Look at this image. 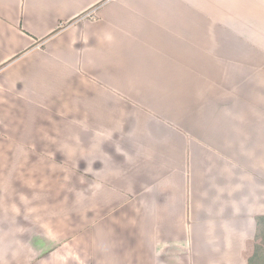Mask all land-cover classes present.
<instances>
[{"label": "crops", "instance_id": "0c3cea01", "mask_svg": "<svg viewBox=\"0 0 264 264\" xmlns=\"http://www.w3.org/2000/svg\"><path fill=\"white\" fill-rule=\"evenodd\" d=\"M259 1L0 0V264H264Z\"/></svg>", "mask_w": 264, "mask_h": 264}, {"label": "rangeland", "instance_id": "374dc122", "mask_svg": "<svg viewBox=\"0 0 264 264\" xmlns=\"http://www.w3.org/2000/svg\"><path fill=\"white\" fill-rule=\"evenodd\" d=\"M258 3H259L258 7L260 8V11H259L260 12V15L264 16V3L262 4L260 1ZM247 27H248L247 25H243L241 27V31H243L244 28L247 29ZM260 27H261V30H259ZM257 28H258L257 32H259V36L260 35H264V26H257ZM244 43H246V42H244ZM244 43L242 42V46H241L242 48L245 47L243 45ZM257 49L258 50L259 49H264V39H259V41H257ZM128 110H129V113L132 114L133 117H135L136 115H140L139 111H137L136 108L133 107V106H129V109ZM145 123H148L147 130H148V134H150V136H151V139L150 140L148 139V136L149 135L145 139V141H146V147H149L150 144L151 145H154L155 142L157 141V140L155 141V139L152 137V135H153L152 132L153 131L158 132V131L154 127V125H156V123L153 120H149V121H147V120H141V122L137 121V124L139 126L144 125ZM121 130H123V132H124L125 131V128L123 127V128H121ZM133 133H138V131L137 130H134ZM183 136H185V135H182L181 136V135L176 134V133H170L169 131H165L164 133H161V138H160L159 145H162L163 147L160 146L159 149H163L165 146L166 147L171 146V147H173L174 149L177 150V153H178L177 156L180 157V154H182L183 149L188 144V141H186L185 140V137H183ZM48 140H50L49 142H47L48 144H53L52 143L53 142L52 141L53 139L49 138ZM81 156L82 157L86 156L83 159H87V153H84V152L76 153V152H70V151H68V152L59 153V158L64 160L65 166H69L71 169H73L74 172L76 173V175L80 174V171L83 172L82 169H87L84 166H83L82 169L79 168V158L81 159L82 158ZM53 170L56 172V170H58V169L57 168H54V165H50L49 173L47 174V179L49 180V183H51V184H49V188L47 190L49 192L54 187L53 183L51 182V180H52L51 178L53 176V173L55 174L54 176H56V173L53 172ZM64 176L66 177L67 175L65 174ZM33 192H35V191H33ZM52 192H56V191L55 190H52ZM256 248H259L260 249V253H262V254H260V257L261 256L264 257V235L262 236V239L260 240V242L257 243V247ZM261 261H263V260H261Z\"/></svg>", "mask_w": 264, "mask_h": 264}, {"label": "built area", "instance_id": "2783aa9c", "mask_svg": "<svg viewBox=\"0 0 264 264\" xmlns=\"http://www.w3.org/2000/svg\"><path fill=\"white\" fill-rule=\"evenodd\" d=\"M86 15L89 16V17H93L94 16V14L92 12H88Z\"/></svg>", "mask_w": 264, "mask_h": 264}]
</instances>
